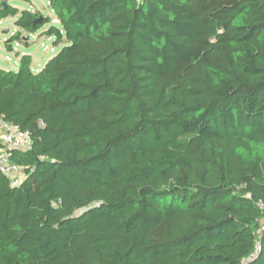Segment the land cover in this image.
<instances>
[{
    "label": "trees",
    "instance_id": "obj_1",
    "mask_svg": "<svg viewBox=\"0 0 264 264\" xmlns=\"http://www.w3.org/2000/svg\"><path fill=\"white\" fill-rule=\"evenodd\" d=\"M48 1L0 3L58 49L0 66V264H264V0Z\"/></svg>",
    "mask_w": 264,
    "mask_h": 264
},
{
    "label": "rangeland",
    "instance_id": "obj_2",
    "mask_svg": "<svg viewBox=\"0 0 264 264\" xmlns=\"http://www.w3.org/2000/svg\"><path fill=\"white\" fill-rule=\"evenodd\" d=\"M0 3L11 4L20 10H40L44 15H53L48 0H0ZM56 22V21H55ZM47 27H44L46 29ZM42 29V30H44ZM41 30V31H42ZM39 31V32H41ZM31 45L26 47L18 42H12L13 35L19 34ZM6 42L11 44L14 51H10ZM53 38H41V36H31L25 31H21L15 25V18L9 17L0 22V66L7 70H14L18 67L16 52L28 53L33 56L32 68L39 70L56 52L53 47Z\"/></svg>",
    "mask_w": 264,
    "mask_h": 264
},
{
    "label": "built area",
    "instance_id": "obj_3",
    "mask_svg": "<svg viewBox=\"0 0 264 264\" xmlns=\"http://www.w3.org/2000/svg\"><path fill=\"white\" fill-rule=\"evenodd\" d=\"M31 146L32 139L29 132L22 131L13 122L0 119V173L9 180L13 187L19 186L26 174L24 169L11 158V151L13 149L28 150ZM260 207L264 213L263 202H260ZM263 230L264 226L260 228L259 232ZM256 254L257 250L253 256ZM243 264H247V262L244 261Z\"/></svg>",
    "mask_w": 264,
    "mask_h": 264
},
{
    "label": "water",
    "instance_id": "obj_4",
    "mask_svg": "<svg viewBox=\"0 0 264 264\" xmlns=\"http://www.w3.org/2000/svg\"><path fill=\"white\" fill-rule=\"evenodd\" d=\"M5 6H6V4L5 3H3ZM14 150V149H13Z\"/></svg>",
    "mask_w": 264,
    "mask_h": 264
}]
</instances>
